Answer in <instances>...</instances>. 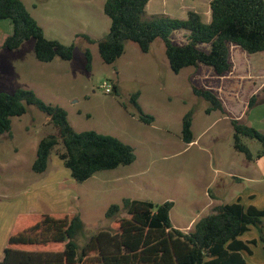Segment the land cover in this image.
<instances>
[{
	"label": "rangeland",
	"instance_id": "374dc122",
	"mask_svg": "<svg viewBox=\"0 0 264 264\" xmlns=\"http://www.w3.org/2000/svg\"><path fill=\"white\" fill-rule=\"evenodd\" d=\"M22 1L48 39L75 46L72 61L58 58L51 65H44L46 79L40 80L43 86L40 97L67 110L69 122L77 132L95 131L118 138L133 147L137 160L130 166L99 172L86 182H77L54 151L48 170L37 174L32 167L38 145L55 130L45 113L29 106L27 114L13 118L11 136L0 135V260L10 236L20 229L22 217L42 215L43 210L79 215L83 227L76 242L82 248L93 235L111 228L112 221L106 213L111 205H121L124 199L151 201L156 205L173 202V225L190 232L213 207L207 195L209 190L212 193L220 190L218 186L232 182L222 195L229 204L248 190L258 191L259 196L264 194V169L235 151L230 120L220 111L207 114L210 103L194 94L190 82L217 92L225 100V106L242 120L255 91L252 84L264 90V76L258 71L264 62L262 53L249 55L232 45L234 68L225 79L204 65L175 74L162 40L153 43L148 53L128 42L124 55L113 65H106L97 43L108 35L111 27V20L104 13L106 0ZM211 2L151 0L147 16L166 15L184 20L188 12L194 11L209 23ZM81 34L89 35L96 43L77 38ZM185 35L186 31H177L172 41L184 45ZM30 42L20 52L0 48V93H13L35 83L32 77L18 71L32 68L38 62L34 41ZM86 50L92 54L90 70ZM235 78L233 83H226ZM106 83L117 91L107 94ZM232 91L237 94L235 97L226 94ZM136 94H140L138 103L142 111L154 118L152 124L140 120V113L132 103ZM187 114L191 115L194 135L191 144L182 138ZM243 143L258 157L262 150L259 141L243 138ZM57 150L62 151L63 146ZM250 166L253 169L258 166L252 177L248 176L253 171ZM234 172L242 176V181L233 178ZM248 259L264 264V253L258 251L254 258Z\"/></svg>",
	"mask_w": 264,
	"mask_h": 264
},
{
	"label": "trees",
	"instance_id": "16d2710c",
	"mask_svg": "<svg viewBox=\"0 0 264 264\" xmlns=\"http://www.w3.org/2000/svg\"><path fill=\"white\" fill-rule=\"evenodd\" d=\"M150 1L106 0L104 13L111 20V27L108 35L97 42L106 65H113L124 55L128 42L148 53L153 43L162 40L175 74L204 65L212 68L218 77H224L233 68L232 45L249 55L264 53V0H212L209 23L194 11L188 12L184 20L166 15L148 17ZM5 20L12 22L13 34L4 41V49L18 51L33 40L39 62L52 63L58 58L73 60L75 46L48 39L22 0H0V21ZM181 30L186 31V42L174 44L172 36ZM77 38L96 43L86 34ZM86 58L90 70V50H86ZM190 82L194 94L210 103L207 114L220 111L230 120L235 150L253 160L243 138L257 140L262 145L257 158H264V133L236 119L213 91ZM139 97L140 94L134 95L132 103L140 113V120L152 124L154 118L142 111ZM258 102V97L253 96L248 111ZM29 106L45 113L55 130L38 145L32 167L35 173L48 170L54 151L77 182H86L99 172L136 162L133 147L95 131L77 132L69 122L67 110L46 103L30 89L0 93V135L11 136L13 118L27 114ZM182 135L185 143L194 142L190 114L184 118ZM61 145L63 150H57ZM173 208V202L156 205L151 201L124 199L121 205H111L106 213L112 221L111 228L93 235L82 248L76 242L83 227L79 215L24 216L20 229L9 238L0 264H248L243 253L253 255L250 245L259 242L264 245V207H245L240 201L216 206L190 232L173 226ZM121 214L127 216L120 217ZM251 227L259 230V241H241Z\"/></svg>",
	"mask_w": 264,
	"mask_h": 264
},
{
	"label": "crops",
	"instance_id": "0c3cea01",
	"mask_svg": "<svg viewBox=\"0 0 264 264\" xmlns=\"http://www.w3.org/2000/svg\"><path fill=\"white\" fill-rule=\"evenodd\" d=\"M25 4V3H24ZM27 7V6H26ZM28 9V8H27ZM13 34V25H12V22L11 21H8V20H5V21H0V48L2 47L3 48V44H4V41L6 40L7 37L11 36ZM28 43H31V42H27L25 43L19 50L18 52H20L23 47L25 45H27ZM4 49V48H3ZM34 49H35V43H34ZM17 52V51H16ZM262 55H264V53H262ZM38 61V60H37ZM232 62V60H231ZM54 63V61L52 62ZM52 63H41V62H37L35 63L34 65H32V68H29L27 70H22V69H19L18 71L19 72H23V73H26V75H29L30 77H32V82L35 81V83H32L33 85L31 87H27V89H30V90H33L35 91L39 96H41V93L43 92V86L42 84H40V80H43V79H46V66L44 65H51ZM261 69L258 70L259 73H262V75L264 76V62L261 64ZM200 68V67H198ZM233 68H234V65H233ZM237 69V68H235ZM250 71V70H249ZM251 72H254V70L251 69ZM256 72V71H255ZM232 73V71L230 72ZM228 73V74H230ZM226 74V75H228ZM224 76L223 79H225V77L227 76ZM45 76V78H44ZM249 76H252V75H249ZM49 79H52L51 77ZM228 79V78H227ZM237 80V78L235 79H231V80H226V83L228 84L229 82H232ZM231 83V84H232ZM231 84H230V87H231ZM226 85V84H225ZM254 87H255V91H254V94L253 96H257L258 97V104L250 111L249 108H248V105L246 106V110L245 112L243 113L244 117L242 118V120L240 119V117H236L230 110L229 108L227 107V105L225 106V100L222 99V97L220 98L221 101L223 102L224 106L226 107V109L236 118L238 119L239 121H241L242 123L244 124H247L248 126H252L254 127L255 129L261 131L264 133V90L261 91L255 84H252ZM206 89H209L210 87H204ZM19 89V88H17ZM23 89H26V88H23ZM215 92V91H214ZM2 93V92H1ZM226 93V92H223V94ZM215 94L217 95L218 93L215 92ZM226 94H228V96H232V97H235L237 94L235 93V91H232V92H227ZM262 94V96H261ZM252 96V97H253ZM251 97V98H252ZM250 98V99H251ZM249 99V101H250ZM261 99H263V101H260ZM249 104V102H248ZM259 113V114H258ZM235 149V148H234ZM236 151V150H235ZM237 152V151H236ZM252 152V151H251ZM239 153V152H238ZM253 154V153H252ZM254 156V155H253ZM248 160V159H247ZM250 161L251 163L252 162H256L257 164L256 165H259L261 168L264 169V158H261V159H258L257 157L253 158V160H248ZM258 166H255L254 169L252 166H250L251 169H253L252 172H249V175L250 177H252L255 173H257V168ZM232 176L233 178L237 179L238 181H242L240 178H242V176H239L237 175V173H232ZM252 181H254V179H250ZM232 185V182H226L224 184V187L223 185L221 186H218V188L220 190H215L211 193V190H209L208 192V197H210L211 201H212V208L216 207V206H220V205H225V204H229L225 201V199H222V195H223V189H227L229 186ZM247 194L246 195H239L237 197V201H240L245 207H250V206H253L257 209H262L264 207V194H261L259 196V192L258 191H255V190H248L246 191ZM235 202V203H236ZM230 204H233V203H230ZM210 209V210H211ZM41 211V214H45L46 212L48 213H52L49 209ZM31 213H35L34 210H31L30 211ZM30 213V214H31ZM174 226V225H173ZM175 228H179V227H176L174 226ZM181 229V228H179ZM187 229H190L189 227H187ZM186 229V230H187ZM182 230V229H181ZM185 230V229H183ZM260 239V233H259V230L255 227H251L250 228V231L247 232L245 235H243L240 240L245 242V243H250L254 240H257L259 241ZM251 246V249L253 251V255H247L246 253H243V256L245 257L246 261L248 264H258L256 261H252L250 262L248 257L250 258H254L257 254L258 251H261L262 253H264V245L262 243H258L257 245H250ZM4 252V251H3ZM2 260V259H1ZM0 260V261H1Z\"/></svg>",
	"mask_w": 264,
	"mask_h": 264
},
{
	"label": "built area",
	"instance_id": "2783aa9c",
	"mask_svg": "<svg viewBox=\"0 0 264 264\" xmlns=\"http://www.w3.org/2000/svg\"><path fill=\"white\" fill-rule=\"evenodd\" d=\"M105 90L107 94H112L114 92V90L109 87L108 83L105 84Z\"/></svg>",
	"mask_w": 264,
	"mask_h": 264
}]
</instances>
